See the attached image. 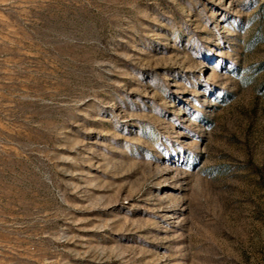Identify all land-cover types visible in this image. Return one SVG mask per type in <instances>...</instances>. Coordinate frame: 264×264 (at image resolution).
<instances>
[{
	"label": "rangeland",
	"instance_id": "rangeland-1",
	"mask_svg": "<svg viewBox=\"0 0 264 264\" xmlns=\"http://www.w3.org/2000/svg\"><path fill=\"white\" fill-rule=\"evenodd\" d=\"M0 264H264V0H0Z\"/></svg>",
	"mask_w": 264,
	"mask_h": 264
}]
</instances>
